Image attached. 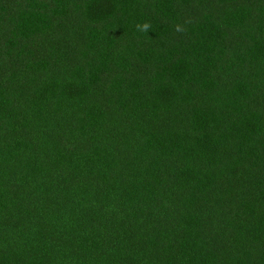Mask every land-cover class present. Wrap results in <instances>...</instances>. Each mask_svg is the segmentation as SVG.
<instances>
[{
    "label": "trees",
    "instance_id": "obj_1",
    "mask_svg": "<svg viewBox=\"0 0 264 264\" xmlns=\"http://www.w3.org/2000/svg\"><path fill=\"white\" fill-rule=\"evenodd\" d=\"M0 264H264V0H0Z\"/></svg>",
    "mask_w": 264,
    "mask_h": 264
},
{
    "label": "clouds",
    "instance_id": "obj_2",
    "mask_svg": "<svg viewBox=\"0 0 264 264\" xmlns=\"http://www.w3.org/2000/svg\"><path fill=\"white\" fill-rule=\"evenodd\" d=\"M136 27H137V30H139V31H144V32H147L149 29H150V27H151V24H150V22H144L143 24H137L136 25ZM178 30H181V29H179L178 28Z\"/></svg>",
    "mask_w": 264,
    "mask_h": 264
}]
</instances>
